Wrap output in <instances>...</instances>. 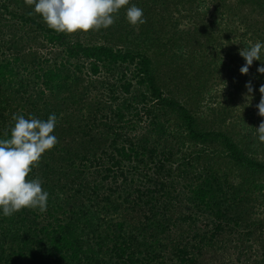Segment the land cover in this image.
Segmentation results:
<instances>
[{
	"label": "trees",
	"instance_id": "obj_1",
	"mask_svg": "<svg viewBox=\"0 0 264 264\" xmlns=\"http://www.w3.org/2000/svg\"><path fill=\"white\" fill-rule=\"evenodd\" d=\"M131 4L144 24L64 34L0 0V138L58 118L47 210L0 216V264H264V57L239 55L264 0Z\"/></svg>",
	"mask_w": 264,
	"mask_h": 264
},
{
	"label": "clouds",
	"instance_id": "obj_2",
	"mask_svg": "<svg viewBox=\"0 0 264 264\" xmlns=\"http://www.w3.org/2000/svg\"><path fill=\"white\" fill-rule=\"evenodd\" d=\"M34 5L33 12L39 15L49 29L58 33L73 34L99 31L112 26L121 9L131 26L146 22L143 9L130 0H26ZM130 5V6H129ZM245 64L240 73L246 75L254 61L264 57V41L250 43L239 51ZM264 74V63L257 69ZM248 92L253 88L246 84ZM261 99L257 105L258 114L264 117V85L259 88ZM14 126L10 138H0V216L10 217L23 209L47 210L49 193L43 189L39 178L28 179L44 154L58 143L54 130L57 127L56 114L46 120L14 114ZM257 139L264 143V121L256 129Z\"/></svg>",
	"mask_w": 264,
	"mask_h": 264
}]
</instances>
